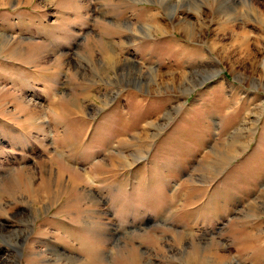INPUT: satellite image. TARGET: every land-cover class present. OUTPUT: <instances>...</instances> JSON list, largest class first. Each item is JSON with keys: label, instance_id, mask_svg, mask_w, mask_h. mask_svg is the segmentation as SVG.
Here are the masks:
<instances>
[{"label": "rangeland", "instance_id": "1", "mask_svg": "<svg viewBox=\"0 0 264 264\" xmlns=\"http://www.w3.org/2000/svg\"><path fill=\"white\" fill-rule=\"evenodd\" d=\"M157 1L0 0V264H264V0Z\"/></svg>", "mask_w": 264, "mask_h": 264}, {"label": "crops", "instance_id": "2", "mask_svg": "<svg viewBox=\"0 0 264 264\" xmlns=\"http://www.w3.org/2000/svg\"><path fill=\"white\" fill-rule=\"evenodd\" d=\"M147 1H153V2H155V1H157V0H147ZM157 2H161V0L160 1H157ZM164 3V2H163ZM249 4H252V3H250L249 2ZM254 10L255 11H257V9L256 8H254ZM82 22V21H81ZM82 24V23H81ZM84 24V23H83ZM82 24V25H83ZM66 25H70V22L69 23H67ZM64 29V28H63ZM103 31V30H102ZM103 38H104V40H110V39H114L115 40V37H112V36H110V35H112L111 33H106V32H104L103 31ZM56 34V36L57 37H61L62 38V40L65 42V43H69V41H73L74 39V34H72L71 32H69V31H67L66 30V28L64 29V31L63 32H56L55 33ZM63 34H67V36H65V37H63ZM88 45H90V42H88ZM115 45H117V44H115ZM119 46V45H118ZM121 47V46H120ZM189 49L187 48V52L189 53ZM191 57H192V55H191ZM228 77V76H227ZM127 101L128 100H131V99H135V97H131L130 96V94H128V96H127ZM139 100H145V99H142V98H138ZM3 114V113H2ZM128 115H129V113H127ZM9 128L10 129H12L11 127H8V130H9ZM14 130V129H13ZM9 136V138L11 139L12 138V136L13 135H11V134H9L8 135ZM12 140V139H11ZM13 141V140H12ZM1 152V151H0ZM1 163V162H0ZM119 196H114L113 197V204H114V207L116 208V209H129L126 205H125V202H129L130 203V199H131V196H129V195H125L124 196V194L123 193H120V194H118ZM146 202H148V201H146ZM84 237H85V240L87 241V243H88V247L90 248V246H92V244H93V242L91 243V241H92V239H93V237H94V233H93V231H90L89 233H87V231H85V235H84ZM128 245H130V244H128ZM87 247V248H88Z\"/></svg>", "mask_w": 264, "mask_h": 264}, {"label": "bare ground", "instance_id": "3", "mask_svg": "<svg viewBox=\"0 0 264 264\" xmlns=\"http://www.w3.org/2000/svg\"><path fill=\"white\" fill-rule=\"evenodd\" d=\"M2 4H3V3H2ZM190 26H191V25H190ZM8 38H9V39H8ZM10 38H12V36H3V35H0V40H1V39H2V40H4V39L7 40V39H8V40L11 41L12 39H10ZM2 40H1V41H2ZM1 41H0V42H1ZM1 43H2V42H1ZM1 43H0V45H2ZM106 43L108 44V46L111 45L109 42H106ZM179 44H180V43H179ZM1 47H2V46H1ZM121 66H122V61L117 60V64L114 62V67H115V68H119V69H120ZM263 75H264V74H263ZM16 107L18 108V106H16ZM31 113H32V112H30V114H31ZM33 113H34V111H33ZM30 114H29V115H30ZM34 114H35V113H34ZM35 115H36V114H35ZM30 117H31V115H30Z\"/></svg>", "mask_w": 264, "mask_h": 264}]
</instances>
